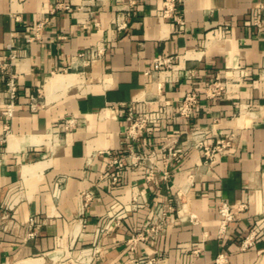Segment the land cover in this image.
<instances>
[{
    "label": "crops",
    "instance_id": "obj_1",
    "mask_svg": "<svg viewBox=\"0 0 264 264\" xmlns=\"http://www.w3.org/2000/svg\"><path fill=\"white\" fill-rule=\"evenodd\" d=\"M161 1L0 0V56L14 51L18 83L0 144V264H215L219 254L223 264H264V29L246 23L261 0H181L166 18ZM98 42L100 59L72 62ZM157 56L171 57L178 73L146 74ZM215 78L228 91L207 98ZM4 87L0 77V111ZM190 90L199 102L186 119L175 106ZM132 100L160 112L134 141L124 134ZM3 122L0 114V135ZM194 132L229 146L211 162L187 149L164 179V145L179 147ZM129 146L157 154L152 179L127 158L112 181L108 152L126 156ZM133 193L142 207L132 208ZM221 200L240 208L224 236L216 233ZM159 208L161 231L133 241ZM108 214L119 224L96 235ZM29 217L39 221L33 238L25 236ZM251 231L252 244L240 249Z\"/></svg>",
    "mask_w": 264,
    "mask_h": 264
},
{
    "label": "built area",
    "instance_id": "obj_2",
    "mask_svg": "<svg viewBox=\"0 0 264 264\" xmlns=\"http://www.w3.org/2000/svg\"><path fill=\"white\" fill-rule=\"evenodd\" d=\"M181 0H162L160 4V9L158 11V16L160 18L168 17L172 12L176 10V4H179ZM55 6L63 7L64 9H69L67 5L61 4L56 1ZM256 16L249 15L246 19V23L256 28V30L264 29V0H261L257 9ZM180 22V21H179ZM115 26L117 30L124 29L126 27L125 23L122 21H116ZM27 38V37H26ZM104 43L98 42L95 45L77 52L73 56V61H81V64L84 66L92 65L95 61L101 58L104 53ZM16 55L13 50H10L9 53L1 57L0 56V77L4 80V92H3V101L1 103L0 114L3 117V135H0V144L5 141L6 134L9 131V126L7 121H9L14 114L15 110V100L17 94V77L14 72L11 71ZM151 71H167L172 72V76L178 73V69L175 67L173 59L171 57H162L157 56L152 61L151 70L146 71V74H149ZM162 80H158L155 84V89L160 92ZM228 91V86L225 83L221 82L219 78H215L209 82L205 89L204 95L207 98H214L221 95L223 92ZM199 102L198 94L193 91H187L181 101L175 106L176 113L182 118H189L192 113L195 111ZM145 104L143 108L140 105V101L132 100L127 107L126 120L127 124L124 128L125 137L128 140L134 141L140 137L143 133H150L151 128L156 125L159 120L160 112L157 108L153 109L148 106L151 102H142ZM38 102L36 96H30L29 109L35 111L38 109ZM73 124V120H66L65 127L68 128ZM187 139L179 147H172L168 143L164 145V149L159 154L162 161V177L165 179L167 177V165L171 160L178 158L183 154L187 149L193 147L200 151L201 156L204 162L213 161L216 156L222 153L228 146L229 141L221 138H216L214 142L207 143L205 136L201 132H194L191 136H187ZM109 155V165L115 168L114 174L112 176V181L116 182L117 178L120 175V169L123 168L127 162V158L130 159L129 165L132 167L141 168L144 173V178L150 180L154 175V165L152 158L157 155L155 152L141 153L133 150L130 146L128 149L127 155H112L108 152ZM132 208H138L143 206V201L139 193H133L130 197ZM8 208V206H7ZM216 209L219 215V222L217 227V235L224 236L227 232L229 224L235 219V212L238 208H233L226 201H219L216 204ZM2 218H9L8 213L3 212ZM10 219V218H9ZM119 215L108 214L105 217L101 218L97 223L96 235L104 234L119 224ZM172 220V219H171ZM165 225V211L162 208H159L152 218L149 221L148 234H138L134 238L135 240H147L149 237L154 238L158 232L161 231ZM25 236L27 238H33L36 234V230L39 227V221L35 217H29L26 219L25 223ZM256 232L251 231L248 236H246L240 244V249H245L252 244V241L255 237ZM198 250L194 249L193 253H196ZM225 261V255L219 254L215 259V264H223Z\"/></svg>",
    "mask_w": 264,
    "mask_h": 264
}]
</instances>
